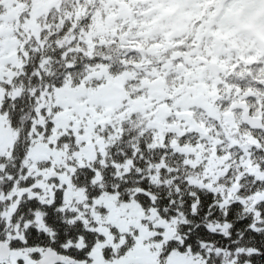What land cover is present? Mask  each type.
<instances>
[{
    "label": "snow or ice",
    "instance_id": "snow-or-ice-1",
    "mask_svg": "<svg viewBox=\"0 0 264 264\" xmlns=\"http://www.w3.org/2000/svg\"><path fill=\"white\" fill-rule=\"evenodd\" d=\"M0 264H264V0H0Z\"/></svg>",
    "mask_w": 264,
    "mask_h": 264
}]
</instances>
